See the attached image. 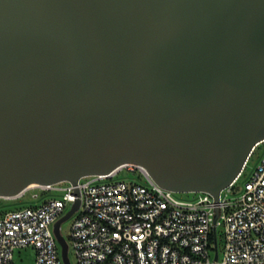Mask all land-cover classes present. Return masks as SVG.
<instances>
[{
    "label": "water",
    "instance_id": "obj_1",
    "mask_svg": "<svg viewBox=\"0 0 264 264\" xmlns=\"http://www.w3.org/2000/svg\"><path fill=\"white\" fill-rule=\"evenodd\" d=\"M261 141L264 0H0V196L134 164L219 202Z\"/></svg>",
    "mask_w": 264,
    "mask_h": 264
},
{
    "label": "built area",
    "instance_id": "obj_2",
    "mask_svg": "<svg viewBox=\"0 0 264 264\" xmlns=\"http://www.w3.org/2000/svg\"><path fill=\"white\" fill-rule=\"evenodd\" d=\"M260 151V161L250 171ZM247 160L236 180L220 192L219 202L207 192L198 193L196 200L178 199L134 164L88 175L77 185H33L19 196L31 189L64 193L31 207L4 210L3 202L19 196H0V264H19L15 250L32 247L34 264H65L55 225L76 200L80 206L67 243L77 264H264V141ZM123 171L140 173L147 184L114 180ZM32 194L40 197L37 190Z\"/></svg>",
    "mask_w": 264,
    "mask_h": 264
},
{
    "label": "rangeland",
    "instance_id": "obj_3",
    "mask_svg": "<svg viewBox=\"0 0 264 264\" xmlns=\"http://www.w3.org/2000/svg\"><path fill=\"white\" fill-rule=\"evenodd\" d=\"M263 151L259 152V155L257 158H253L254 160L251 162V167L250 171H252L255 166L259 163L260 159L259 156L262 154ZM252 168V169H251ZM134 180L142 184H147L146 181H144L142 175L138 172H127L123 171L120 174H118L114 180ZM63 187H66L67 184L64 183L62 185ZM39 191L40 197L38 199H34L32 197V192L33 191ZM64 191H58V192H43L38 189H31V191L26 192L25 195L15 197L11 201L8 202H3V209L4 210H12V209H18V208H25V207H31L32 205H38L41 204V202L50 199L51 197L59 198L62 197ZM198 193H192V192H184V193H176L175 196L178 199L181 200H196L198 198ZM69 209V208H68ZM67 209V210H68ZM76 214H73L70 216L69 219H67L65 222L62 223L61 225V233L65 240L68 241L70 244L69 236H70V231H71V226L73 223V219L75 218ZM223 227H218L217 228V237H218V244H219V251L222 254L223 251V246H224V241H225V236H223ZM35 256H36V251L35 249L32 248H19L16 249L14 252V261H16L19 264H34L35 263ZM68 259H70L71 264H77V260L75 259L74 253L72 248L69 249L68 251Z\"/></svg>",
    "mask_w": 264,
    "mask_h": 264
}]
</instances>
